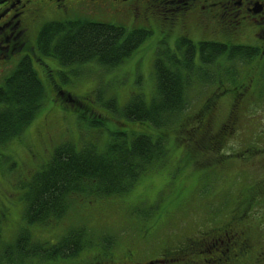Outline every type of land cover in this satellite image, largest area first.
Wrapping results in <instances>:
<instances>
[{
  "label": "rangeland",
  "instance_id": "374dc122",
  "mask_svg": "<svg viewBox=\"0 0 264 264\" xmlns=\"http://www.w3.org/2000/svg\"><path fill=\"white\" fill-rule=\"evenodd\" d=\"M107 23L116 24V22ZM117 24L124 25L128 30L131 27L125 23ZM201 40L206 41L208 39ZM201 40H194V42ZM157 41L158 39L154 36L147 38L128 59L112 68L101 67L97 63H86L73 67L72 69L75 70H69L60 66L54 59L46 57H43L42 63L35 62L33 64V68L46 91V97L34 119L22 134L0 146V227L2 233L0 249H4L10 242H13L18 234V227L28 229L30 233L33 230L35 242L52 246L70 229L84 225L90 231L89 233H92L93 237L96 238L93 241L90 239L89 247L91 248L85 252H98L102 245L97 242V239L105 241V237H111L113 248L122 246L121 251H123L132 247L135 254L138 255L146 245V243L141 242L144 238L159 239V245L166 242L171 236L170 233H173V229L168 228L174 227L177 221V229L182 231L187 222L198 220L201 225V218L202 223L204 222L206 218L203 214L204 208L201 209L200 207L204 202L205 193L203 196L201 190L207 182L204 170L208 166V161L200 153L203 150V144L200 141H191L188 138L190 136L188 130H192L196 126L194 115L199 113L207 93L215 89L216 84L211 85L213 80H210L209 84L204 83V86L208 87L201 92L196 90V85L193 84L190 89L192 98H189V105L180 114L181 118L174 119V123L162 127L150 126L148 123H131L124 120L125 118L123 119L120 111V108L122 109L132 96H141L144 99L151 94L155 58L153 48ZM21 54L24 55V51L19 53V55ZM16 59V57L10 58L5 63L8 64ZM20 59L16 60V63ZM10 69L11 66L7 67L5 71ZM253 69L254 75L257 71L262 70L256 66ZM7 74L6 72L0 81V86ZM211 78L214 79V76L211 75ZM236 79L226 83L230 84L228 92L236 91L237 88L234 84L236 81H240V79ZM248 81V77L243 80V82ZM57 88L67 90L68 92H64V95L72 96L73 94L77 99H80L79 96H87L91 100L89 101L87 97L81 98V100L84 99V104L88 105L82 106L85 110L80 108L67 109L50 97ZM260 88L253 93L254 104L248 107L247 114H245L250 118L249 131L247 132V126H242V134L237 137V141L230 142L227 148L234 149L236 147L239 149L240 145L248 143L252 139V134L256 133L262 134V136L256 138L255 145L264 148V82L261 83ZM155 91L156 89L153 90L152 97ZM261 93L263 100L260 97ZM229 101L231 102V100ZM108 103H114L116 113H113L112 116L119 122L113 121V118L108 114L103 115L101 113L104 110L113 112L107 109ZM90 104L96 108L95 111L89 107ZM257 104L258 106H255ZM73 105L81 106L79 104ZM215 105L214 115L215 122H217L220 117L225 115L226 105L223 103H216ZM100 110L102 111L99 112ZM88 115L96 116L98 120L110 123L101 122L100 126H96L98 124L94 122L96 125H93L89 121ZM120 116L121 119H119ZM116 125L125 129L116 132L108 141L106 139L107 130L112 132ZM144 131L152 137L162 136L166 141L167 153L163 163L157 165L160 167L148 170L126 195L115 198L114 204L110 205L107 204L108 200H94L92 198L78 199L80 203L78 205L77 198L71 197L65 217L57 224L55 223L56 226L25 225L20 215L24 204L26 184L32 175L47 162L54 148L66 142L73 143L77 148H80L81 146L77 144L84 142L82 146L91 143L97 150L102 151L105 147H100H103L104 144L107 146L114 139L128 142L135 134ZM117 133L122 134L117 135ZM91 138L95 142L97 139L100 147L96 146ZM170 140L171 143H168ZM235 142L237 144L231 147V144ZM171 148H174V152ZM252 161V166L239 165L235 168L234 170H237L235 175L239 177L251 175L254 179L264 177V157L258 153L252 158ZM242 167H248V169H241ZM214 176L213 169V176H210L208 181ZM222 181L224 180L218 182L220 187ZM180 203L183 205L181 211H184L181 216L174 213L176 209L177 212H180L178 210ZM216 204L221 203L217 201ZM189 208L190 210H188ZM185 213H187L186 217ZM147 217L153 220H162L154 231L149 233L141 224V221L142 223H149L146 220ZM181 235L183 236V232ZM76 261L60 259L48 264L60 262L76 264ZM30 264L40 263L30 260Z\"/></svg>",
  "mask_w": 264,
  "mask_h": 264
},
{
  "label": "trees",
  "instance_id": "16d2710c",
  "mask_svg": "<svg viewBox=\"0 0 264 264\" xmlns=\"http://www.w3.org/2000/svg\"><path fill=\"white\" fill-rule=\"evenodd\" d=\"M146 37L147 33L142 30L128 32L118 26L74 19L45 26L38 36L37 48L63 66L95 62L114 67L128 59ZM207 48L210 51L201 52L203 61L212 60L223 50L220 46L200 44V50ZM238 50L231 58H251L247 48ZM160 54L162 56H156L154 61L156 93L153 100L149 104L132 100L123 109L127 118L158 127L166 123L165 114L184 107L189 84L186 72L191 68V58L187 54L181 60V68L177 66L179 69L169 64V60H163L165 53ZM42 98L40 82L30 66L21 62L0 89V145L17 136L34 119ZM199 137L201 133L191 141L199 142ZM164 151L161 137L153 140L145 135H137L129 142L115 140L104 152L96 151L91 145L80 150L71 144L58 147L51 160L33 174L28 183L23 212L25 222L46 224L49 220L60 219L72 195L111 197L126 193L147 170L157 165L155 163H161ZM204 151L200 153L207 158ZM87 240L84 230H78L67 233L55 245L45 246L32 241L30 233L24 231L15 244L5 250L0 264L23 262L31 257H40L45 262L72 258L82 252Z\"/></svg>",
  "mask_w": 264,
  "mask_h": 264
},
{
  "label": "flooded vegetation",
  "instance_id": "af4514ba",
  "mask_svg": "<svg viewBox=\"0 0 264 264\" xmlns=\"http://www.w3.org/2000/svg\"><path fill=\"white\" fill-rule=\"evenodd\" d=\"M169 5L175 6L177 26L183 31L190 21L200 32L218 35L226 22L233 23V40L250 37L257 46L260 44L258 68L264 64V0H0V36L6 31L13 36L0 39V46L5 43L3 49L7 51L10 41L24 40L29 23L41 17L45 9L67 13L65 9L69 6L74 13L87 17L138 19ZM248 30H252L251 35ZM210 205L208 202L205 218L208 228H204L201 237L188 240L185 247L161 263L264 264L262 193H237L221 210Z\"/></svg>",
  "mask_w": 264,
  "mask_h": 264
}]
</instances>
